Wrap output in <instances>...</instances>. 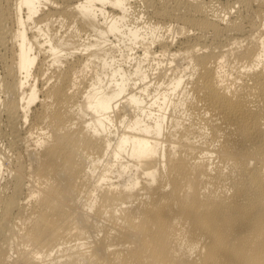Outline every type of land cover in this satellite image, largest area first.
I'll list each match as a JSON object with an SVG mask.
<instances>
[{
	"label": "bare ground",
	"instance_id": "6f19581e",
	"mask_svg": "<svg viewBox=\"0 0 264 264\" xmlns=\"http://www.w3.org/2000/svg\"><path fill=\"white\" fill-rule=\"evenodd\" d=\"M0 264H264V0H0Z\"/></svg>",
	"mask_w": 264,
	"mask_h": 264
},
{
	"label": "rangeland",
	"instance_id": "374dc122",
	"mask_svg": "<svg viewBox=\"0 0 264 264\" xmlns=\"http://www.w3.org/2000/svg\"><path fill=\"white\" fill-rule=\"evenodd\" d=\"M135 5H136V6H134L135 9L137 8L138 10H140V9L142 10V7H140L141 5H140L139 3H138V4L136 3ZM139 5H140V6H139ZM138 6H139V7H138ZM138 10H137V11H138ZM141 10H140V11H141ZM167 23H168V21H167Z\"/></svg>",
	"mask_w": 264,
	"mask_h": 264
}]
</instances>
